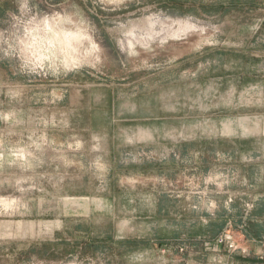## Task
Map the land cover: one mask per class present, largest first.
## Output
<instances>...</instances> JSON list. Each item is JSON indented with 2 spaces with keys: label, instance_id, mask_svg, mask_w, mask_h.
Masks as SVG:
<instances>
[{
  "label": "rangeland",
  "instance_id": "rangeland-1",
  "mask_svg": "<svg viewBox=\"0 0 264 264\" xmlns=\"http://www.w3.org/2000/svg\"><path fill=\"white\" fill-rule=\"evenodd\" d=\"M0 264H264V0H0Z\"/></svg>",
  "mask_w": 264,
  "mask_h": 264
},
{
  "label": "crops",
  "instance_id": "crops-1",
  "mask_svg": "<svg viewBox=\"0 0 264 264\" xmlns=\"http://www.w3.org/2000/svg\"><path fill=\"white\" fill-rule=\"evenodd\" d=\"M247 235H249L248 233H246Z\"/></svg>",
  "mask_w": 264,
  "mask_h": 264
}]
</instances>
